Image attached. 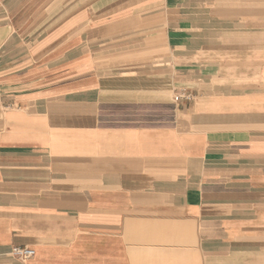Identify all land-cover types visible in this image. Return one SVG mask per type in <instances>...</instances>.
I'll return each instance as SVG.
<instances>
[{
	"label": "crops",
	"instance_id": "1",
	"mask_svg": "<svg viewBox=\"0 0 264 264\" xmlns=\"http://www.w3.org/2000/svg\"><path fill=\"white\" fill-rule=\"evenodd\" d=\"M0 264H264V0H0Z\"/></svg>",
	"mask_w": 264,
	"mask_h": 264
},
{
	"label": "built area",
	"instance_id": "2",
	"mask_svg": "<svg viewBox=\"0 0 264 264\" xmlns=\"http://www.w3.org/2000/svg\"><path fill=\"white\" fill-rule=\"evenodd\" d=\"M12 255L19 260H28L34 257L35 252L32 249L24 247H14Z\"/></svg>",
	"mask_w": 264,
	"mask_h": 264
}]
</instances>
